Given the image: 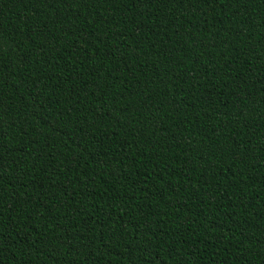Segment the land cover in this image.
<instances>
[{
    "label": "trees",
    "instance_id": "16d2710c",
    "mask_svg": "<svg viewBox=\"0 0 264 264\" xmlns=\"http://www.w3.org/2000/svg\"><path fill=\"white\" fill-rule=\"evenodd\" d=\"M0 264H264V0H0Z\"/></svg>",
    "mask_w": 264,
    "mask_h": 264
}]
</instances>
